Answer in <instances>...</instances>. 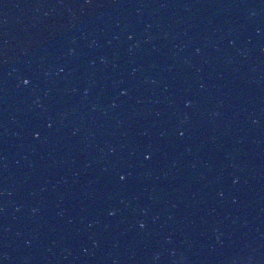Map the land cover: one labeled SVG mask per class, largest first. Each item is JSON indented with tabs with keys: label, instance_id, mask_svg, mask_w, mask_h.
I'll list each match as a JSON object with an SVG mask.
<instances>
[{
	"label": "water",
	"instance_id": "obj_1",
	"mask_svg": "<svg viewBox=\"0 0 264 264\" xmlns=\"http://www.w3.org/2000/svg\"><path fill=\"white\" fill-rule=\"evenodd\" d=\"M0 264H12L1 181H0Z\"/></svg>",
	"mask_w": 264,
	"mask_h": 264
},
{
	"label": "clouds",
	"instance_id": "obj_2",
	"mask_svg": "<svg viewBox=\"0 0 264 264\" xmlns=\"http://www.w3.org/2000/svg\"><path fill=\"white\" fill-rule=\"evenodd\" d=\"M24 83L27 84L28 83V80H25Z\"/></svg>",
	"mask_w": 264,
	"mask_h": 264
}]
</instances>
